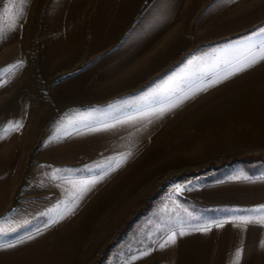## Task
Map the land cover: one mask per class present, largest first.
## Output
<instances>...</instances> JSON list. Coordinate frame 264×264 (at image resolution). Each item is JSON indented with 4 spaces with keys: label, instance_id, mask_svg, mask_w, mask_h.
<instances>
[{
    "label": "crops",
    "instance_id": "0c3cea01",
    "mask_svg": "<svg viewBox=\"0 0 264 264\" xmlns=\"http://www.w3.org/2000/svg\"><path fill=\"white\" fill-rule=\"evenodd\" d=\"M260 29L264 0H0V264H94L56 222L160 137L178 157L264 156V60L220 79ZM234 166L213 212L134 264H264V161Z\"/></svg>",
    "mask_w": 264,
    "mask_h": 264
},
{
    "label": "rangeland",
    "instance_id": "374dc122",
    "mask_svg": "<svg viewBox=\"0 0 264 264\" xmlns=\"http://www.w3.org/2000/svg\"><path fill=\"white\" fill-rule=\"evenodd\" d=\"M243 158L174 156L160 137L144 152L142 164H133L108 186L97 189L91 202L88 192L89 202L82 212L56 222L54 227L60 229L56 243L84 245L76 253L94 264L140 263L169 228L182 225L184 214L196 222L199 211L213 212L214 205L206 197L213 194L216 181L231 178L234 165L247 162ZM35 206L29 203V210L35 211ZM139 211L142 214L135 217ZM42 225L46 227L47 220ZM37 226L30 220L29 229ZM67 254L62 248L61 259Z\"/></svg>",
    "mask_w": 264,
    "mask_h": 264
},
{
    "label": "snow or ice",
    "instance_id": "6c2138e0",
    "mask_svg": "<svg viewBox=\"0 0 264 264\" xmlns=\"http://www.w3.org/2000/svg\"><path fill=\"white\" fill-rule=\"evenodd\" d=\"M24 2L26 3V0H24ZM261 33H264V29H260L259 33H257V35H259ZM249 39H251V38H249ZM260 60H264V43H262L259 47L255 48L254 50H249V52L247 54L246 62L243 65L235 68L234 71L224 74L223 76L220 77V79H227L228 76L235 74V72L242 71L247 67H251L255 63L259 62ZM218 82H219V80L212 81V82H210V84L208 86H212V84L218 83ZM177 103H179V101ZM175 106H176L175 104L172 105V107H175ZM163 111H164V109H161V112H163ZM16 127H18V126H12V130H15ZM123 158L126 159V156ZM118 166H119V163H117L115 166H113L111 168V170H114V167H118ZM107 174H108V171L106 170L103 173V175H107ZM103 175L98 176V177L93 178V179H90V180H87V181H84L83 184L85 185V187L82 189V191H86L88 185H94L100 179H103Z\"/></svg>",
    "mask_w": 264,
    "mask_h": 264
},
{
    "label": "trees",
    "instance_id": "16d2710c",
    "mask_svg": "<svg viewBox=\"0 0 264 264\" xmlns=\"http://www.w3.org/2000/svg\"><path fill=\"white\" fill-rule=\"evenodd\" d=\"M242 160H244V161H251V160L264 161V156L259 155V156L245 157V158H243ZM142 212H143V211H139V212L135 215V217H137V216H139L140 214H142ZM135 217H134V218H135Z\"/></svg>",
    "mask_w": 264,
    "mask_h": 264
}]
</instances>
